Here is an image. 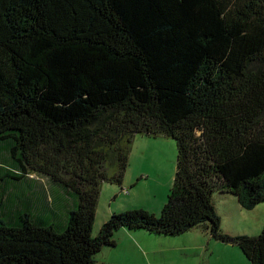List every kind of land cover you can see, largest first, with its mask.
I'll use <instances>...</instances> for the list:
<instances>
[{
    "label": "trees",
    "instance_id": "16d2710c",
    "mask_svg": "<svg viewBox=\"0 0 264 264\" xmlns=\"http://www.w3.org/2000/svg\"><path fill=\"white\" fill-rule=\"evenodd\" d=\"M138 136L176 142L168 202L114 212L93 235ZM3 152L0 196L21 206L0 217V264H98L120 229L200 230L264 264V228L229 237L216 205L264 204V0H0Z\"/></svg>",
    "mask_w": 264,
    "mask_h": 264
},
{
    "label": "rangeland",
    "instance_id": "374dc122",
    "mask_svg": "<svg viewBox=\"0 0 264 264\" xmlns=\"http://www.w3.org/2000/svg\"><path fill=\"white\" fill-rule=\"evenodd\" d=\"M137 138L152 141L153 145L146 151V156H144L140 150H137V144L135 145ZM0 157L4 161L8 159L4 152L0 154ZM129 162V167L126 171L122 185L108 182H105L102 185L97 204L93 235L99 233L102 225L114 212L142 209L159 215L163 206L168 202V194L173 187L177 164V146L175 140L171 137L148 138L145 136H138L134 139ZM163 164H165L168 169H166L167 176L161 180L157 177L156 173ZM171 174L173 177L172 182H170L171 180L169 181ZM34 181L41 184V188L46 192H52L50 184L44 178L33 176L32 184H34ZM41 188L32 189L33 191L31 194H36L32 199L34 202L39 195L38 189ZM126 189L131 191V195L125 192ZM53 194L54 198H57L59 195L55 190H53ZM8 195L9 194L4 195L3 197L0 196V217L2 218H6L9 215L10 207L14 206L13 203L16 202L21 206L17 196L12 199V195H10L9 199H6ZM57 202H59V198ZM159 203L161 208H158ZM57 204L58 203L53 201L51 206L55 208L51 209H55L58 213H61L62 207L57 206ZM216 205L222 220L223 230L229 237L234 238L237 235L244 234L257 235L262 232L264 228V204H259L252 210H246L233 196L223 198L216 196ZM32 206L36 207V205L33 204ZM51 209H34L33 213L42 216L48 221H53L54 217H52V214L51 216L49 214ZM141 232L143 231L130 232L126 229H120L117 231L115 233V239L117 241L116 246L105 247L103 249L104 251L97 255L98 261H101L103 257L108 254H115L119 257L116 261H123L125 257H128V250H137V239L140 240L142 236H146V238L154 237L152 239L154 241L181 237L168 238L164 236L150 235V233L146 232L145 235ZM216 244L220 247L217 248ZM216 244L215 250H237L239 253L238 255L246 260L247 264H251L238 246L225 245L220 242H216ZM141 249L148 250V247L143 246ZM203 250L210 249L207 245H204ZM154 256L156 258H172L173 260L178 261L181 256H185V252L183 250H158Z\"/></svg>",
    "mask_w": 264,
    "mask_h": 264
},
{
    "label": "crops",
    "instance_id": "0c3cea01",
    "mask_svg": "<svg viewBox=\"0 0 264 264\" xmlns=\"http://www.w3.org/2000/svg\"><path fill=\"white\" fill-rule=\"evenodd\" d=\"M136 144L137 150H140L144 156H146V151L153 145L151 140L141 138H137ZM166 169L168 168L163 164L157 170V177L161 180L167 176ZM172 178L171 174V177H169L170 182H172ZM127 191L129 190L126 189L125 192L127 193ZM127 194L131 195V191ZM158 208H161L160 203ZM141 233L146 235L144 232ZM153 238L142 236L140 240L137 239V250H128V257H125L123 261H116L119 258L118 256L108 254L99 261V264H247V261L238 255L237 250H215L216 242L199 230L190 231L176 239L154 241ZM204 245H207L210 250H203ZM143 246H147L148 250H142ZM216 247L220 246L216 244ZM158 250H183L185 256H181L178 261L172 258H156L154 255Z\"/></svg>",
    "mask_w": 264,
    "mask_h": 264
},
{
    "label": "built area",
    "instance_id": "2783aa9c",
    "mask_svg": "<svg viewBox=\"0 0 264 264\" xmlns=\"http://www.w3.org/2000/svg\"><path fill=\"white\" fill-rule=\"evenodd\" d=\"M127 193H128V191H127Z\"/></svg>",
    "mask_w": 264,
    "mask_h": 264
}]
</instances>
